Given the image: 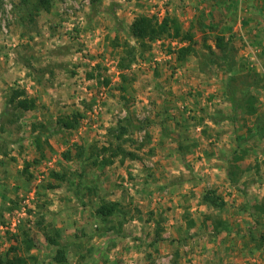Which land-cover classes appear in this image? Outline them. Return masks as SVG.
<instances>
[{
  "label": "rangeland",
  "instance_id": "obj_1",
  "mask_svg": "<svg viewBox=\"0 0 264 264\" xmlns=\"http://www.w3.org/2000/svg\"><path fill=\"white\" fill-rule=\"evenodd\" d=\"M41 1L0 0V260L56 264L46 227L67 264H264V0ZM137 16L180 37L144 53Z\"/></svg>",
  "mask_w": 264,
  "mask_h": 264
},
{
  "label": "trees",
  "instance_id": "obj_2",
  "mask_svg": "<svg viewBox=\"0 0 264 264\" xmlns=\"http://www.w3.org/2000/svg\"><path fill=\"white\" fill-rule=\"evenodd\" d=\"M24 2H28L29 0H22ZM47 2V0H42L41 4ZM100 0H94L93 4V10L96 9V7L100 4V2H97ZM108 14V12H107ZM112 17H115L117 21L118 18L115 16V14H112ZM118 25L120 27V22H118ZM123 28H121L122 30ZM173 33V34H172ZM180 30L177 28V22L172 21L168 18H165L161 22H158L157 19L151 18L148 16H137L133 23L130 26V36L136 41L140 42L142 47H144V53L150 49L151 46L147 43H153L163 40L166 36L169 37H180ZM185 40L192 41V36L189 34L184 36ZM219 48H224V41L219 40ZM132 51H136L135 49ZM179 58L178 60L180 62L186 60L187 56L189 55V50L186 49H180L178 51ZM135 60V54L133 52L132 59H130L128 62L126 60H121L120 62V69L122 72H125L127 69H129L132 65V63ZM13 93L10 96L9 104L13 105L17 110H21L23 112H29L33 111L37 107L36 99H32L28 96L26 90H20L15 89L12 90ZM232 101H235V98H232ZM249 106H253V101L250 98L247 101ZM246 103V104H247ZM245 104V103H243ZM237 106V104H236ZM65 127L67 128H74L73 122H65ZM168 137H172V135L168 132H166ZM176 140V138L172 137ZM36 144L38 147H41V140L39 138L36 139ZM120 149V148H118ZM185 147H183L182 144L179 145V152H182ZM107 151L105 148L102 149V153ZM119 152L116 154L118 155ZM124 157H131L136 158V156L131 152H123ZM99 157V154L97 153V158ZM95 163H97L95 161ZM108 163V160L106 158H102L101 166H106ZM53 177L56 179H60L62 176L59 173H54ZM204 203L206 205L217 207V208H223L224 202L220 201L218 199V196L213 191H209L205 194ZM117 212H120V204L118 202H104L103 205H101L98 210L97 214L101 218H111L116 215ZM41 221L44 223V218H41ZM41 222V224H42ZM220 226V225H219ZM44 236L46 238L47 243L49 246H52L56 249V253L53 257V261L56 264H67L68 263V249L61 245V239H62V233L59 229L56 228H43L42 229ZM21 246L26 251L27 254H29L33 249L37 247L35 239L32 237V232L23 231L21 235V239H19ZM17 248H12V251L17 252ZM32 262V264L37 263V258L35 256H28L23 257L20 255L13 256L12 258H6L1 259L0 264H29Z\"/></svg>",
  "mask_w": 264,
  "mask_h": 264
}]
</instances>
